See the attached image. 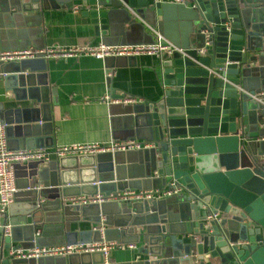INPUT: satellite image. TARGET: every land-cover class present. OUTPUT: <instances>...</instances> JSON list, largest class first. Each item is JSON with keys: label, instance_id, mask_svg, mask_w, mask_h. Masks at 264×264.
<instances>
[{"label": "water", "instance_id": "water-1", "mask_svg": "<svg viewBox=\"0 0 264 264\" xmlns=\"http://www.w3.org/2000/svg\"><path fill=\"white\" fill-rule=\"evenodd\" d=\"M60 1L10 0L8 19L29 20L24 13L40 15ZM79 1L97 34L106 35L113 24L121 26V44L154 43L143 22L159 31L175 20L181 26L176 33L164 31L173 49L160 56L159 98L123 106L129 113V139L149 146L31 162L37 165L28 171L24 187L32 195L23 211L30 223L10 225L4 235L6 220L0 221V264L31 260L33 264H264V100L254 98L263 86L256 85L258 74L253 75L250 66L259 55L248 54L264 48V0ZM38 58L0 63L7 83L25 90V100L30 101L18 109L21 129L45 121L40 113L48 104V86L35 78ZM104 60L107 65L118 60L131 63L134 57ZM33 87L36 97L31 95ZM0 123L6 124L7 137L8 122ZM30 135L21 132L24 149L29 148ZM141 180L151 183L152 189L171 188L173 183L181 188L143 203L109 202L123 219L113 227L133 233L141 259L107 262L99 250L29 259L11 256L19 249L44 246L41 242L48 240L44 228L35 236L43 215L47 220L49 214H81L95 206L94 231L107 225L109 203L70 206L63 198L114 195L136 189Z\"/></svg>", "mask_w": 264, "mask_h": 264}, {"label": "crops", "instance_id": "crops-1", "mask_svg": "<svg viewBox=\"0 0 264 264\" xmlns=\"http://www.w3.org/2000/svg\"><path fill=\"white\" fill-rule=\"evenodd\" d=\"M9 8L10 0H0L1 50L53 46L69 47L86 43L96 44L97 42L117 45L121 44V40L124 41L123 36L119 34L121 28L119 24L111 25L106 35L97 34L89 18L82 14L83 9H80L79 0H61L60 4L54 2L53 7L43 10L37 16L34 15L36 14L34 12L24 13V16L26 15L29 20H26V17H23L22 20L20 18L8 19ZM10 11L12 12V10ZM141 21L143 22V20ZM21 22H24V27L20 26ZM143 23L145 30L153 36L154 40L157 39L151 28H155L159 35L169 43L172 42L164 34V31L165 33L166 30L176 33L178 30L180 31L181 27L176 20L169 23L172 28L171 26L170 28H162V31H159L156 26L149 28L145 22ZM24 28H29L28 34H22L25 33ZM248 54L259 55L257 60L250 62V66L255 71L253 75L258 74V76L256 75V85L263 86L258 94L261 96L264 94V48H257ZM38 59L39 62H35V64L37 63L40 69L35 71V78L38 79L39 84L48 86L46 93L48 104L44 112L40 113L41 118L44 117L45 121H40L37 124L30 123V128L24 126V129H21L23 123H19L18 109L24 105H29L30 101L25 100V96H27L25 90L18 88L13 83H7L8 80L5 78L6 76L1 74L3 73L1 69L0 121L8 122L7 137L10 149H24V137L21 136L23 131L31 133V138L34 137L33 140L29 138L27 141L29 148L49 150L47 160L43 163L57 159L59 156L53 152V149L63 145L86 142L109 144L113 140L132 138L129 128V113H126V109L123 107L129 103L121 101L108 103L103 101L105 95H109L115 100L123 96H131L142 101H153L157 100L161 93L162 76L159 56L139 55L131 63L119 60L113 63L108 61V65H113V67L108 66L105 60L89 55H82L77 58ZM4 65L6 66L5 63ZM109 69L111 70L110 77L107 76ZM31 95L36 97L38 90L33 87ZM258 100H264V97ZM29 163L20 165L16 169L17 195L6 217L7 223L11 226L24 227L25 222L30 223V217L24 216L23 211L28 205L27 198L32 194H29V190L24 186L28 183L29 169H33L37 163ZM105 188L111 189L112 186ZM149 189H152L151 183L148 184L146 180H141L136 189L133 190ZM133 190L129 187L125 191ZM132 201L143 203L147 200ZM109 202L111 201L106 203ZM105 207L107 225L102 224L99 232L94 231L98 226L95 223L97 214L95 206L87 207L81 214L77 211L61 212L59 217L49 214L47 220L43 215L39 226L40 231L41 228H44L43 233L47 235L48 240L42 241L41 244L53 246L51 244L54 242L56 245H61L67 241L74 242L76 240L77 243L87 244L97 243L104 238V240H112L124 245L129 243L135 245L132 232H127L125 228L115 230L113 227V223L123 220L122 217L116 216L114 203H109ZM138 247L137 243L133 248L115 247L105 258L107 262H134L142 258L138 252ZM24 263L33 264L34 262L31 260Z\"/></svg>", "mask_w": 264, "mask_h": 264}, {"label": "built area", "instance_id": "built-area-1", "mask_svg": "<svg viewBox=\"0 0 264 264\" xmlns=\"http://www.w3.org/2000/svg\"><path fill=\"white\" fill-rule=\"evenodd\" d=\"M159 1V0H154ZM78 9V7H77ZM155 34V40L152 44H117L108 45L104 42H97L96 44L86 43L82 45L61 47H42V48H23L15 50H1L0 49V63H6L10 61H17L22 59H30L36 57L43 58H68V57H80L82 55H89L95 58L104 60L107 57H136L139 55H155L161 56L167 51L173 49V45L164 40L155 28H151ZM110 70V69H109ZM3 75V74H2ZM107 76H111V70L107 72ZM261 96H255L254 98H263ZM105 102H124V103H137L142 102L141 99L123 96L120 99H112L109 95H105L103 98ZM6 124L0 123V221L6 220L8 211L15 200V194L17 192L15 169L16 165H24L32 161H45L47 155L50 152L44 148L38 149H10L7 145V137L5 131ZM149 144L142 140L137 139H125V140H113L109 144H100L98 142H86L75 143L57 147L53 149V152L57 156L74 155V154H94L104 151H127L137 150L144 147H148ZM181 188L173 183L171 188L162 189H149L138 191H124L116 194L105 195L103 193H96L94 195H79L63 198L64 204L70 206H81L88 204H100L108 201H131V200H149L157 199L160 197L168 196L170 194L179 192ZM214 218H218V213L213 214ZM10 224L6 223L3 226L4 235L9 233ZM40 228L35 232V236H38ZM127 246L133 248L135 245L129 243L124 245L112 240H101L97 243H71L61 244L53 246H40L32 247L27 250L19 249L11 254L13 258L29 259L39 258L46 256H64L69 253L79 252H91L95 250L102 251L104 257L108 256L111 250L115 247ZM106 259V258H105Z\"/></svg>", "mask_w": 264, "mask_h": 264}, {"label": "rangeland", "instance_id": "rangeland-1", "mask_svg": "<svg viewBox=\"0 0 264 264\" xmlns=\"http://www.w3.org/2000/svg\"><path fill=\"white\" fill-rule=\"evenodd\" d=\"M47 262H50V260H49V261H47Z\"/></svg>", "mask_w": 264, "mask_h": 264}]
</instances>
